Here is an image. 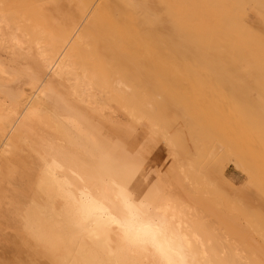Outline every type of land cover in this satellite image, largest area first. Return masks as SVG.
Segmentation results:
<instances>
[{
    "label": "bare ground",
    "instance_id": "1",
    "mask_svg": "<svg viewBox=\"0 0 264 264\" xmlns=\"http://www.w3.org/2000/svg\"><path fill=\"white\" fill-rule=\"evenodd\" d=\"M60 1L50 0L54 5ZM78 1L80 15L59 8L55 19L35 5L13 9L0 1V222L6 221L14 232L13 246L8 239L3 245L0 234V264H235L201 215L167 194L170 184L161 171L164 165H176L195 193L209 191L205 185L213 173L193 159L198 152L189 131L192 126L183 125L182 133L175 131L174 109L164 85V41L146 38L163 20V14L154 10L155 0ZM229 17L225 14L216 24L217 33L226 38L229 75L264 76L263 43L252 41L261 45V52L250 38L245 40V28ZM57 21L68 23L67 27H59ZM171 29L167 24L166 30ZM120 33L129 38L127 42L119 38ZM134 35L136 40L131 42ZM248 41L257 52L249 49ZM128 49L135 55L124 56ZM7 63L19 71L16 76L22 73L23 78L25 71L36 75L39 70L50 78L46 81L38 73L35 90L28 92L21 82L25 77L4 82L5 71L14 72L9 73ZM8 95H17L7 99L18 102L9 109ZM109 95L124 99L129 116L155 134L157 153L167 163L158 164L162 166L152 173L156 185L147 180L143 189L140 165H120V158L114 156L122 133L116 127L115 140H110L102 126L105 121L99 118L108 115ZM239 109L255 171L246 166L247 160L238 161L237 156L243 155L235 152L234 163L245 166L264 197V98L243 100ZM225 146V151L219 147L221 153L230 151ZM217 152L212 149L207 157L213 160ZM236 210L255 222L253 230L264 242V203L256 213L242 204Z\"/></svg>",
    "mask_w": 264,
    "mask_h": 264
},
{
    "label": "rangeland",
    "instance_id": "2",
    "mask_svg": "<svg viewBox=\"0 0 264 264\" xmlns=\"http://www.w3.org/2000/svg\"><path fill=\"white\" fill-rule=\"evenodd\" d=\"M0 1L4 3V7H6L5 4L7 2L10 6L7 7L13 9L33 8L35 5V7L37 9L39 7L40 11L49 19H55V17H57L56 9L59 8L65 13L66 11L67 13H71L73 16L80 15L78 14L80 13L78 12V0H61L59 5H54L50 0H47L48 2L46 0ZM238 2L241 4H239V7L237 6ZM36 4L38 5L36 6ZM155 4L154 10L157 14H163V20L161 25L154 29L146 38L148 41H151L152 39H159V37H161L164 41L163 47L166 49L167 65V70L164 72L166 82L164 85L168 89L169 103L174 109L172 111V120L176 125L175 131L177 133H182L184 129L183 125L189 126V128L192 126L189 131L193 133L192 136H195L198 140L195 139V142H197L195 148H197V150L194 151L198 153L193 154V159L197 160V163L195 160L194 162L196 164L199 163L200 167L204 166L203 169L206 168L209 174L213 173V175L211 174L213 178L211 180V175L207 176L208 173L205 170V176H207V180L209 181L208 182L205 178L206 183L208 182L205 188L208 186L209 190L206 193V198V194H204L205 191L201 187L204 193L202 194L200 191L195 193L194 186H192L190 181L183 178V175L176 165L169 164V167L164 165L161 171L164 174L165 180L171 185H169L167 194L170 193L169 196L172 199L178 200L179 198L181 203L184 202L182 204L189 212L192 209L194 213L197 214L198 212V216L201 215L200 218L208 225L211 235L222 241L225 247L224 251L233 256L235 264L239 262L241 264H264V242L261 239L259 231L253 230V227H255L253 223L255 222L251 223L249 217H246L243 212L241 213L239 210H236L239 206L241 207L242 204V206L246 205L249 207L252 213H256L258 208L264 203V197L253 181L249 179L250 176L244 169L245 166L243 169L238 167L234 163L235 159H233L236 158L233 157L234 152L235 154L237 153L236 155H243V158H238L237 156L238 161H245L244 163H246L247 160L246 166L248 167L250 165L249 169L252 170L251 163L253 162H251L252 158L249 157L252 156V147L248 143L247 133L242 127V117L244 114L239 108L243 100H249L254 97L264 98V76H257L255 75L256 72H254V75L251 76L252 78L250 76H240L239 74H237L239 76L236 78H231L228 73L227 58L225 57L227 50L226 38L223 34L217 33L218 27L216 26L218 21L221 20V18L223 20L226 14L228 17L231 16L233 18L231 19V17H229V20H234L238 25H242L241 27L243 29L245 28L247 33L244 31L246 37V39H244L246 41L250 38L251 40L249 39V41L252 42L254 40L256 43L262 42L264 45V0H155ZM19 5L23 7L21 8ZM131 9L136 12L135 7ZM235 11L236 13L233 14ZM229 12L232 14H229ZM57 23L58 26L62 28H66L68 24L60 21H57ZM167 24L172 26L171 30H166ZM119 35V38L124 42H127V39H129L128 37L122 36V33ZM255 37L257 38L256 40L254 39ZM134 40H136V35L131 37V42H134ZM251 42H249L250 46H248L249 43H246L249 49L252 47L251 45L253 42ZM253 44V46L259 47L257 50H260V44V46L255 45V43ZM263 48L264 46L261 49ZM249 51L251 52V50ZM254 51L257 52L255 48ZM260 51L263 52L264 50ZM123 54L127 57L131 55L134 56L135 51L128 49L124 51ZM256 54L254 53V55ZM6 65L11 69L8 70L6 67L11 74V71L15 69L12 70L13 66H9V63ZM151 67H153V64ZM218 71H220V73H218ZM5 72L6 74L3 72V77L5 79L4 82L7 83L18 82L25 77L21 82H23L22 85L24 84L27 90L29 89L28 92L35 90L39 75L46 81L50 78L49 73L42 72V74H40L39 70L36 75L35 73H29V71H22L26 75L28 74L29 77L26 78L27 76L23 73L24 75L22 78V73H20L21 76H18L21 79L16 76L19 71H14L15 76H13L14 72H12L11 75H9L7 71ZM38 73L39 75H37ZM32 74L35 76L32 77ZM30 76L34 81L31 80ZM15 77L19 80L17 78L16 80ZM26 81H28V83ZM255 82L258 84H255ZM30 83H33V85ZM155 93L157 94L158 92L155 91ZM158 95H161L160 92ZM114 97L115 95L106 97L108 115H105L108 116H106L107 118L104 114H101L103 117H100V113L95 107L92 108V111L99 113L97 117L99 116L101 120L105 121L106 124L103 123L104 121H100L99 118L97 119L103 123L102 126L105 127L104 133L106 136L112 137L110 140H115L116 134H114V131L116 127H118V131L122 133L123 139L121 144L116 147L120 154L117 155V152L114 155L120 158L119 164H123L124 166H129V164L140 165L139 167L142 173L139 178L142 179L141 186L143 189L148 187V183H144L147 180L149 184L154 183L156 185V178L152 173H156L158 166H160L158 164L166 163L158 154L159 152L157 153L158 149H156L155 146L156 136L150 133L142 122H138V120L136 121L129 116L127 113L128 110L126 109L127 103L124 99L120 97L119 100H116L118 97H115V99ZM7 98H13L14 100V98H17V95L6 96V103L9 100ZM11 101L12 100H9L7 103V109L16 106L18 103L17 99H15V102ZM198 134H200V136ZM245 140L247 141V145L245 144ZM217 143H220V145ZM221 144L223 146H221ZM225 145L230 148V151L221 153L220 151L223 150L219 147L224 149V147L226 148ZM217 147L219 150H217ZM212 149L219 151L221 154L217 152L218 154L213 160L207 157ZM160 158L162 160H160ZM161 161L163 163H161ZM253 171L255 170H252V173ZM249 172L251 173V171ZM195 173L194 171L191 174L194 175ZM189 184H191V186H189ZM220 185L222 188H220ZM200 188H198V190ZM210 188L214 191L216 190L217 193L211 192ZM218 200L221 201L222 204H219L220 202H218ZM247 221H249L250 224ZM232 223L234 225V230L229 228L232 226ZM0 234L3 245L4 241L8 239L10 245L13 246L14 232L8 227L6 221L0 222ZM2 242H0V247L2 246Z\"/></svg>",
    "mask_w": 264,
    "mask_h": 264
}]
</instances>
